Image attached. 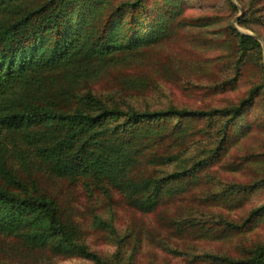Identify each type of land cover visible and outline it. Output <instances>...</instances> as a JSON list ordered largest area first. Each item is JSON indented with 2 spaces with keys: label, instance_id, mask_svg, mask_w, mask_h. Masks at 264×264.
Returning a JSON list of instances; mask_svg holds the SVG:
<instances>
[{
  "label": "trees",
  "instance_id": "16d2710c",
  "mask_svg": "<svg viewBox=\"0 0 264 264\" xmlns=\"http://www.w3.org/2000/svg\"><path fill=\"white\" fill-rule=\"evenodd\" d=\"M109 1L0 0V235L91 264L118 263L107 261L79 239L77 225L39 186L36 173L74 185L112 188L127 207L154 213L162 202L180 198L205 177L207 168L248 133L249 106L254 98H264V47L250 25L264 29V0H245L241 9L225 0L239 13L235 23L252 32L225 25L219 44L231 56L233 71L220 85L235 86L243 66L255 63L251 58L258 54L255 83L236 102L209 108H138L106 101L89 82L107 66L157 43L175 28L203 27L213 21L210 16H184L185 0ZM185 120H220L207 133L212 144L184 154L196 141L186 136L199 133L188 130ZM255 154L221 165L238 170L255 160ZM262 187L264 175L228 183L206 197L241 208ZM187 209L197 212L195 206ZM263 214L264 200L237 219L214 212L213 220L226 234L240 233ZM203 222L172 220L170 226L184 231L202 227ZM216 258L224 264H264V243L250 245L241 257Z\"/></svg>",
  "mask_w": 264,
  "mask_h": 264
},
{
  "label": "rangeland",
  "instance_id": "374dc122",
  "mask_svg": "<svg viewBox=\"0 0 264 264\" xmlns=\"http://www.w3.org/2000/svg\"><path fill=\"white\" fill-rule=\"evenodd\" d=\"M232 1L239 9L245 2ZM182 13L188 17L210 16L213 21L203 27L175 28L157 43L142 47L129 57L107 66L89 82L92 90L101 92L106 101H114L120 106L129 103L138 108H160L168 104L209 108L236 102L247 87L255 83L258 54L252 55L255 63L249 61L243 66L235 86L223 88L221 81L232 75L233 68L229 61L231 56L225 55L219 40L225 36L226 24L252 31L235 23L239 13L235 14L225 0H185ZM250 25L260 36H264L262 27ZM245 118L250 125L248 133L231 146L220 162L207 168L205 177H200L188 190H184L180 198L162 202L154 213H140L127 207L122 203L120 193L112 188L102 190L97 186L74 185L46 172L36 173L38 184L73 219L79 230V239L109 262L224 264L216 256L241 257L250 245L264 243V214L250 230L240 233L226 234L213 220L214 212L227 219H237L249 207L264 200V187L249 195L241 208H231L206 197L208 192L228 183H245L264 175L262 96L253 99ZM184 123L188 130L199 131L186 136L189 141L196 139L184 150L187 154L212 144L207 133L212 131L211 126L217 127L220 120L212 121L211 125L203 120H185ZM247 153H256L255 160L238 170L228 171L221 165L226 161H236ZM7 160L15 165L12 158ZM188 206H195L197 212L190 213ZM187 219L206 222L202 227L195 226L184 231L179 226H170L172 220L181 222ZM0 264L91 263L74 255L52 253L45 247L29 248L17 237L2 234Z\"/></svg>",
  "mask_w": 264,
  "mask_h": 264
},
{
  "label": "water",
  "instance_id": "95a60500",
  "mask_svg": "<svg viewBox=\"0 0 264 264\" xmlns=\"http://www.w3.org/2000/svg\"><path fill=\"white\" fill-rule=\"evenodd\" d=\"M253 36L258 38V36H257V35H255V34H253ZM262 47H264V44H263V43H262Z\"/></svg>",
  "mask_w": 264,
  "mask_h": 264
}]
</instances>
